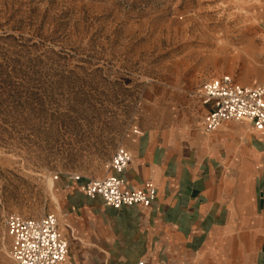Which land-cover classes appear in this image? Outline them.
Listing matches in <instances>:
<instances>
[{
	"label": "rangeland",
	"instance_id": "rangeland-1",
	"mask_svg": "<svg viewBox=\"0 0 264 264\" xmlns=\"http://www.w3.org/2000/svg\"><path fill=\"white\" fill-rule=\"evenodd\" d=\"M223 73L264 84V0H0V264L7 214L60 217L68 172L102 177L132 135L192 125Z\"/></svg>",
	"mask_w": 264,
	"mask_h": 264
},
{
	"label": "crops",
	"instance_id": "crops-1",
	"mask_svg": "<svg viewBox=\"0 0 264 264\" xmlns=\"http://www.w3.org/2000/svg\"><path fill=\"white\" fill-rule=\"evenodd\" d=\"M199 89L192 125L184 117L131 136L118 175L128 189L155 186L148 207H110L64 177V264H264V130L241 119L207 133Z\"/></svg>",
	"mask_w": 264,
	"mask_h": 264
},
{
	"label": "built area",
	"instance_id": "built-area-1",
	"mask_svg": "<svg viewBox=\"0 0 264 264\" xmlns=\"http://www.w3.org/2000/svg\"><path fill=\"white\" fill-rule=\"evenodd\" d=\"M197 95L203 105L209 107L204 113V130L214 131L223 121L245 119L257 130H264V84H242L229 73L205 81ZM132 159L131 151L125 146L116 147L108 170L102 177H83L80 173L66 174L65 188L79 184L87 196H101L104 203L113 208L138 205L148 207L156 197L155 186L147 181L143 187L128 189L124 179L118 174L123 172ZM59 173L53 175L59 179ZM84 180V181H82ZM67 216L60 210L44 213L39 217L24 216L16 212L6 215L4 225L10 238L9 257L12 264H64L68 253V241L62 233L61 224ZM138 264H142L139 262Z\"/></svg>",
	"mask_w": 264,
	"mask_h": 264
},
{
	"label": "bare ground",
	"instance_id": "bare-ground-1",
	"mask_svg": "<svg viewBox=\"0 0 264 264\" xmlns=\"http://www.w3.org/2000/svg\"><path fill=\"white\" fill-rule=\"evenodd\" d=\"M129 173V172H128Z\"/></svg>",
	"mask_w": 264,
	"mask_h": 264
}]
</instances>
